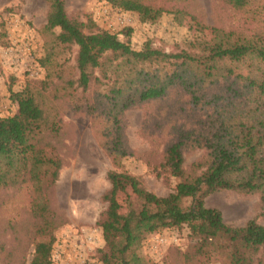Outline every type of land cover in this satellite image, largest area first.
<instances>
[{"label": "rangeland", "instance_id": "obj_1", "mask_svg": "<svg viewBox=\"0 0 264 264\" xmlns=\"http://www.w3.org/2000/svg\"><path fill=\"white\" fill-rule=\"evenodd\" d=\"M138 1L162 9V14L154 22H142L137 13L108 0L63 3L67 16L83 23L85 32L107 31L126 40L122 32L130 28L128 41L134 50L149 42L166 53H201L215 44L213 29L228 34L232 42L261 39L264 44V0H249L239 10L224 0ZM48 10L45 0H0V23L7 34L6 44H0V116L17 110L9 88L28 89L44 116L34 139L37 148L60 162L56 181L50 185V179L43 178L41 191L22 169L11 171L8 184L0 185V264H30L36 244L49 239L50 264H102L99 251L104 239L96 222L105 208L101 196L109 187L106 173H128L146 190L165 196L178 182L163 168L165 152L181 141L185 174H199L205 165L200 169L193 165L207 161L209 142L220 128L218 116L230 115L249 126L252 115L247 113L255 93L244 89L242 79L263 78L264 62L249 56L219 63L217 76L196 88L207 105L195 106L190 95L174 85L159 99L119 111L121 104L111 99L120 87L111 73L117 62L109 56L102 68L90 71L88 87L79 86L77 47L60 45L58 29L45 30ZM223 69L232 70V75L226 77ZM234 91L236 108L228 100ZM117 136L119 155L114 147ZM129 198H135L130 191L118 194L120 212L126 211ZM204 204L218 210L227 225L241 227L255 220L264 226V202L258 193L220 190L206 196ZM41 205L46 207L43 216ZM44 218L50 221L47 228ZM137 253L147 264H230L220 251H213L206 262L186 225L147 235Z\"/></svg>", "mask_w": 264, "mask_h": 264}, {"label": "trees", "instance_id": "obj_2", "mask_svg": "<svg viewBox=\"0 0 264 264\" xmlns=\"http://www.w3.org/2000/svg\"><path fill=\"white\" fill-rule=\"evenodd\" d=\"M45 1L49 6L45 30L58 29L56 41L60 45L77 47L75 65L79 86L86 89L92 80L90 71L102 68L109 56L111 61L117 62L115 67L111 66V73H115L120 87L113 91L111 99L121 104L119 111L136 102L159 99L166 94L167 88L174 85L182 87L195 106L207 105L203 95H197L196 88L202 87L205 80L217 76L219 63L240 62L249 56L264 62L261 39L253 42L237 39L232 42L228 40V34L218 29H213L215 44L201 53H166L153 48L149 42L144 43L140 50H134L128 41L130 28L122 32L126 40H120L118 34L107 31L85 32L83 23L67 16L63 0ZM224 1L238 10L249 3V0ZM108 2L124 11L137 13L142 22H154L162 14V9H155L138 0ZM6 42L7 34L1 22L0 44ZM223 71L226 77L232 75L230 69ZM242 80L245 81L244 89L255 93L252 111L247 113L252 115L249 126L230 115L218 116L220 128L209 142L207 161L193 165L194 169L205 165L199 174H185L181 141L170 145L165 152L163 168L178 180L173 191L165 196L146 190L136 177L128 173L115 170L106 173L109 187L101 196L105 208L96 222L104 239V247L99 251L102 264H147L137 253L145 237L183 225L197 238V250L206 262L211 260L213 251H220L226 254L230 264H264V226L255 220H249L241 227L227 225L218 210L207 208L204 204L206 196L220 190L258 193L264 202V77ZM8 90L17 110L12 116H0V185L8 184L6 178L11 171L22 169L28 174V181L34 189L41 191L43 178L50 179V185L56 181L60 162L47 157L42 149L37 148L34 139L41 132L44 116L30 91ZM233 94L228 97L231 100L229 105L236 108L234 100L238 91ZM113 120L117 122L116 118ZM120 145L117 136L114 142L117 154L121 151ZM127 191L135 198L126 201V211L122 213L117 196ZM187 201L188 204H184ZM39 209L43 216L45 205L39 206ZM44 222L47 228L50 221L45 219ZM43 231L40 229V232ZM52 241L49 239L36 244L30 264H50Z\"/></svg>", "mask_w": 264, "mask_h": 264}, {"label": "built area", "instance_id": "obj_3", "mask_svg": "<svg viewBox=\"0 0 264 264\" xmlns=\"http://www.w3.org/2000/svg\"><path fill=\"white\" fill-rule=\"evenodd\" d=\"M2 112L1 108H0V113Z\"/></svg>", "mask_w": 264, "mask_h": 264}]
</instances>
